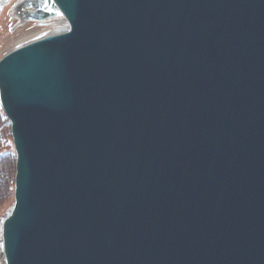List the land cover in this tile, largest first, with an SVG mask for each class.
Returning <instances> with one entry per match:
<instances>
[{
    "label": "water",
    "instance_id": "1",
    "mask_svg": "<svg viewBox=\"0 0 264 264\" xmlns=\"http://www.w3.org/2000/svg\"><path fill=\"white\" fill-rule=\"evenodd\" d=\"M22 7L65 27L0 58L4 263L264 264V0Z\"/></svg>",
    "mask_w": 264,
    "mask_h": 264
},
{
    "label": "rangeland",
    "instance_id": "2",
    "mask_svg": "<svg viewBox=\"0 0 264 264\" xmlns=\"http://www.w3.org/2000/svg\"><path fill=\"white\" fill-rule=\"evenodd\" d=\"M20 0H10L0 12V58L25 42L35 40L51 33L58 32L65 27L64 22H60L56 16L44 22L27 21L17 17L16 6ZM37 36V38H36ZM31 40V41H32ZM2 108L0 111V240H1V218L12 206L13 178L15 174L14 147L8 119L4 118ZM15 153V152H14ZM0 264H5L0 257Z\"/></svg>",
    "mask_w": 264,
    "mask_h": 264
},
{
    "label": "flooded vegetation",
    "instance_id": "3",
    "mask_svg": "<svg viewBox=\"0 0 264 264\" xmlns=\"http://www.w3.org/2000/svg\"><path fill=\"white\" fill-rule=\"evenodd\" d=\"M22 2V0H20V2L18 3V4H20ZM33 8L32 7H30V8H28V10H32ZM27 9H26V7H22V11H18V12H16L17 14V17H19L21 20L22 19H24V17H26V11ZM22 15V16H21ZM27 21H37V22H41V20H33V19H29V20H27Z\"/></svg>",
    "mask_w": 264,
    "mask_h": 264
},
{
    "label": "trees",
    "instance_id": "4",
    "mask_svg": "<svg viewBox=\"0 0 264 264\" xmlns=\"http://www.w3.org/2000/svg\"><path fill=\"white\" fill-rule=\"evenodd\" d=\"M0 111H1V107H0ZM2 115H3L4 118H6L5 114L2 113ZM13 155H14V161H15V153H14V152H13ZM14 176H15V174H14ZM12 182H13L12 190H13V193H14V178H13V181H12ZM12 204H13V203H12ZM11 207H12V206H10V208H11ZM10 208H9V209H10ZM9 209H8V210H9ZM8 210L6 211V213L8 212ZM6 213H5V214H6ZM5 214H4V215H5ZM1 219H2V218H1Z\"/></svg>",
    "mask_w": 264,
    "mask_h": 264
},
{
    "label": "bare ground",
    "instance_id": "5",
    "mask_svg": "<svg viewBox=\"0 0 264 264\" xmlns=\"http://www.w3.org/2000/svg\"><path fill=\"white\" fill-rule=\"evenodd\" d=\"M42 37H44V36L42 35ZM36 38H37V36H36ZM38 38H41V36H40V37L38 36ZM38 38H37V39H38ZM31 40H32V39H31ZM31 40H30V42H31ZM35 40H36V39H35ZM32 41H33V40H32ZM28 42H29V41H28ZM28 42H25L24 44H26V43H28ZM22 45H23V44H22Z\"/></svg>",
    "mask_w": 264,
    "mask_h": 264
},
{
    "label": "snow or ice",
    "instance_id": "6",
    "mask_svg": "<svg viewBox=\"0 0 264 264\" xmlns=\"http://www.w3.org/2000/svg\"><path fill=\"white\" fill-rule=\"evenodd\" d=\"M3 247V244H0V248H2Z\"/></svg>",
    "mask_w": 264,
    "mask_h": 264
}]
</instances>
